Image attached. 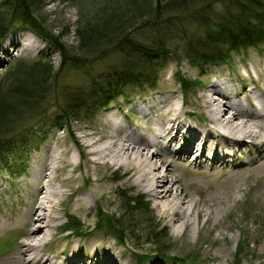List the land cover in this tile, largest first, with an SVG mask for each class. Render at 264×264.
<instances>
[{
  "label": "rangeland",
  "instance_id": "obj_1",
  "mask_svg": "<svg viewBox=\"0 0 264 264\" xmlns=\"http://www.w3.org/2000/svg\"><path fill=\"white\" fill-rule=\"evenodd\" d=\"M3 1L0 0V5ZM109 1L32 0L27 14L42 25L41 33L51 39L54 37L62 45L64 52L20 25L17 17L23 10L22 13L11 10L8 4L0 6L6 28V32L3 33L5 29L0 31V36L3 33L0 37V91L9 90L7 97L16 101L14 91L18 88L12 87L10 82L30 70L37 76L33 89L45 86L44 92L38 93L42 96L43 107L39 112H19L13 105L14 111L8 107L6 112L10 116L0 120V144L6 139L0 154V264H41L36 260L24 263L26 259L17 251L41 172L49 175L47 186L60 191L65 211L58 213L59 225L50 229L51 237L36 255L39 261L48 259L58 264H264V151L259 155L256 148L243 145L233 151L228 149L232 153L227 157L230 161L221 162L218 159L220 149L208 150L202 162H195V154H175L176 149L182 147L181 141L174 142L170 152L161 149V154L167 157L163 170L171 169L172 175L181 180L184 187L180 185L177 191L183 187L181 194L188 200L189 210L194 202L202 210L197 217L192 208L187 227L164 219L156 200L122 175V168L108 169L99 165L92 160L94 155L89 154L90 148L83 147V142L90 137L99 140L96 146L109 141V136L128 137L129 133L136 139L141 134L151 140L150 130L164 123L177 106H182L181 114H187L186 120L198 129L208 117L201 106L204 89L214 83L225 90L228 87L232 90L235 85L236 91L248 86L246 91L258 110L255 119L246 125L263 135L264 42L232 50L228 62L207 63L203 67L192 64L183 53H179L180 59L169 53L156 62L159 69L152 73L153 65L136 61L135 55H128L126 49L118 47L119 34L110 32L96 38L109 23V13L102 11L104 7L107 11L110 9ZM115 1L119 6L111 0L115 4L112 6L117 7L113 14L120 7H130L124 5V0ZM137 1L144 4V0ZM148 1H152L153 6L159 4V36L170 32L181 47L180 31L199 38L204 34L203 26L189 14L216 17L234 0L208 2L207 7L201 6L200 1H193L181 8L164 6V0ZM148 13L144 10L134 20L133 27L151 20ZM125 26L123 36L129 34L127 39L141 44H146L148 37L152 39L151 27L134 29L130 34L128 25ZM88 30L95 31L94 36L84 41L83 33ZM14 36L31 37L35 47L27 49L23 44L7 43ZM86 43L89 45L84 46ZM34 62L51 65L49 74L30 68ZM128 66L141 68V75L151 74V82L118 84L114 75L119 69L132 70ZM179 76L189 82L185 91L180 86ZM195 79L201 83L192 85ZM233 79L237 85L231 81ZM250 80L254 82L248 85ZM243 82L247 84L245 87ZM70 90L73 92L68 93ZM21 93H24L23 88ZM68 94L70 99L80 97L77 104L91 109L84 108L85 114L63 121L58 112ZM234 99L246 103L244 95ZM4 104L8 106V99ZM141 107L149 108L145 118L139 112ZM56 119L62 124L57 125ZM115 120L122 122L117 128L113 126ZM183 145L182 150L188 144ZM212 153H217L214 159H210ZM155 160L159 162L158 158ZM121 189L132 197L141 196L148 208L144 210L143 206L140 213L139 209L129 210V206L125 209L121 205ZM36 196L41 194L37 192ZM71 215L75 217L73 220L68 217ZM147 218L151 223L145 225ZM104 220L109 226L103 225ZM66 222L75 225L64 232L61 225ZM153 225L157 232L162 228L165 235L150 238L149 227ZM115 226L123 228L122 241L112 234Z\"/></svg>",
  "mask_w": 264,
  "mask_h": 264
},
{
  "label": "bare ground",
  "instance_id": "obj_2",
  "mask_svg": "<svg viewBox=\"0 0 264 264\" xmlns=\"http://www.w3.org/2000/svg\"><path fill=\"white\" fill-rule=\"evenodd\" d=\"M7 43L17 46L23 44L27 49L35 47L34 40L29 36H14L9 38ZM246 89L248 87L233 92L228 87L226 91L223 86L215 83L205 88L201 106L206 109L208 117L206 123L198 129H194L193 125L186 120L187 114H181L182 106H177L172 113H169L170 116L164 123H159L158 127L150 130L151 140L141 134L136 139L129 133L128 137L127 135L109 136V141L96 146L99 140L90 137V140L83 142V147L90 148L89 154L94 155L92 160L99 165L108 169L119 170L122 168V175L156 200V206L164 219L179 224V226L188 227L192 208H194L197 217L202 214V210L197 202L191 204L189 210L188 200L181 194L184 187L180 183L181 180L172 175L171 169L163 170L167 157L162 155L160 150L164 148L170 152L174 142L181 141L182 147L185 146L184 143H187V147L183 150L182 147L176 149L175 154L181 152L195 154V162H202L207 150L213 152L219 149L224 151V154L221 159H218L224 161L228 157L227 154L232 155L227 151L228 149L233 151L236 147H244L243 145L256 148L257 153L262 155L264 134L253 131L246 125V122H252L255 119V111H257V107ZM242 95H244L246 103L234 99ZM262 96L264 98V90ZM148 109L144 107L139 109L142 118L148 115ZM120 123L122 122L115 120L113 126L117 128ZM84 136H88V134ZM73 139L78 144L77 139ZM216 154L212 153L213 159ZM156 158L159 159V162L155 160ZM48 179L47 172L40 173L32 205H29L26 226H24L17 248L21 258L26 259L24 263H32L36 260L41 264H58L48 259L42 261L36 259L41 247L52 235L50 229L59 225V223L57 224L58 213L62 210L65 211L60 191L47 186ZM180 185L183 187L177 191ZM209 189H212V186ZM37 192L41 196H36ZM68 196H71L70 193Z\"/></svg>",
  "mask_w": 264,
  "mask_h": 264
},
{
  "label": "trees",
  "instance_id": "obj_3",
  "mask_svg": "<svg viewBox=\"0 0 264 264\" xmlns=\"http://www.w3.org/2000/svg\"><path fill=\"white\" fill-rule=\"evenodd\" d=\"M193 1H200L201 6H208L207 3H225L227 0H164V6L167 7H180L186 4H189ZM203 1V3H202ZM205 1V2H204ZM32 0H4L1 5L5 6L8 4L10 6L11 10H23V13L19 15L17 18L20 19V25L23 24L24 26L28 27L29 29L33 30L34 32L38 33L39 35L43 36L45 39H47L50 43L55 46L58 50L62 51V45L57 42V40L53 37L51 39L50 36L44 35L40 32V30H43L42 25L38 24V22L32 18L30 15L27 14L28 7L33 3H31ZM117 6V2L114 0ZM4 3V4H3ZM10 3V4H9ZM129 4V8H119L116 13L113 14L114 11H116L117 7H114L112 5H115L114 3H111V0L108 2V5L110 9L107 11V8L104 7L102 9L106 10V12L109 13V23L107 27L103 28V33L101 32L99 34H96V38L101 36H107L108 33H115L119 34L118 41L120 44L118 45L119 48H124L128 52V55H135L136 61L138 62H147V64H151L154 66L152 73L155 71H158L159 65L158 60L164 58L165 56L169 55V53L176 57V59H180L179 53H183V56L187 58L188 61H190L194 65H198V67H203V65L207 63H223L229 58V54L232 50H239V49H246L250 46H257L261 42H264V0H234L229 3L226 7H224V11L221 15L216 17H206V15H200L197 16L194 13L189 14V17L193 20H196L198 25L203 26L204 28V34H201L202 37H194L186 34L185 32L180 31L179 34L181 35V42L182 46L176 44L177 41H175V37H173L170 32H168V35H160L157 28V24L160 21V18L158 17L159 4L156 3V5H152V1L144 0V4H140L137 0H124V5ZM0 5V6H1ZM1 8V7H0ZM181 8V7H180ZM147 10L149 13L147 14L148 22L139 24L135 27L134 20H137L139 15L144 11ZM110 11V12H109ZM112 13V14H111ZM137 23V22H136ZM135 23V24H136ZM132 26L130 27V25ZM37 25L39 27H37ZM127 26V30L131 33H133L134 29H147L151 27V36L152 39L150 40L148 37V40L146 44H141L136 40H130L127 39V36H123L124 29ZM3 33L6 32V28L3 23V18L0 15V31L3 30ZM206 31V32H205ZM1 34V36L3 35ZM95 31H86L83 33V40L88 41L91 37L94 36ZM93 34V35H92ZM0 36V37H1ZM86 36V37H85ZM55 40V41H54ZM89 45V43H86L84 46ZM219 46H221L219 48ZM226 46V48H224ZM64 52V51H62ZM41 62V61H40ZM35 63V64H34ZM30 65V68L32 69H39L41 72H50L51 65L49 66L47 62H44L43 64L34 62ZM139 63V64H141ZM142 65V64H141ZM128 68L132 70H128L126 68L117 70V73L114 75L116 78V82L124 83V82H136L137 84L139 82H145L150 83L151 79L153 78L151 74H144L141 75L139 71L142 69L139 67L133 68L132 66H128ZM115 73V72H114ZM138 73V74H137ZM133 74V75H132ZM34 73L32 70L30 72L26 73L23 77L21 75H18L15 77V79L10 82L12 83V87H16L15 91H19V94H15L16 101L11 100L7 97L9 90L7 92V89H3L0 91V120L4 117L10 116V113H6L8 111V107L12 111H14L11 107L14 105L16 108L19 109V112L27 111V112H39V110L42 107L41 104V97L38 93H42L43 88L45 87L42 85L39 90L33 89L37 82L35 78L37 76H33ZM180 83V86L183 88V91L189 88V82L187 79L183 77H177ZM193 82V81H192ZM199 81L196 80V84ZM40 83H43L42 81ZM46 83V81H45ZM194 83V82H193ZM117 84V85H118ZM116 85V86H117ZM112 86V87H116ZM21 88H23V92L21 93ZM33 91L31 92L30 90ZM73 92L70 90L68 93ZM77 94V93H74ZM112 94V93H111ZM116 95V92L113 94ZM13 96V97H14ZM68 98L62 100L63 105H60L59 108V116H62L63 121H68L72 117L76 118L78 117V114H85V111L83 110L85 107L82 105H78L79 98L75 97L74 99H70V94L67 95ZM113 96V97H114ZM104 97V96H103ZM106 97V95H105ZM108 98V96L106 97ZM8 99V106L5 105V101ZM111 99V98H110ZM13 101V102H12ZM86 110H90L91 108H85ZM57 125L60 121L59 119H56ZM62 121V122H63ZM6 141V139H5ZM4 141V142H5ZM3 143L0 144V154L2 152L3 146L5 145ZM3 147V148H2ZM2 155V154H1ZM120 196H121V205H124L125 209L126 207H130L129 210H138L139 213L141 208L144 206V210L148 208L147 203L143 202L141 196H135L132 197L127 192L120 190ZM133 203L134 205H131ZM142 203V204H141ZM123 207V206H122ZM109 216V215H108ZM113 217V215H110ZM109 216V217H110ZM108 217V219H109ZM110 217V218H111ZM115 220V219H114ZM147 222H145V225H148L151 223V220L149 218L146 219ZM76 222V221H75ZM118 222V221H117ZM104 223L106 224V220H104ZM75 223H73L72 227H74ZM109 226V224H106ZM115 225V224H113ZM111 227V225H110ZM148 227V226H147ZM118 228V227H117ZM115 226V232H112V234L118 238L120 241H122L123 236V228L119 227L118 229ZM150 231V238L153 239L162 237L165 235L161 231L162 228H160L157 232L156 226L153 225V227H149ZM119 230V231H118ZM135 229L134 231H136ZM130 232V230H129ZM132 232V231H131ZM161 232V234H160ZM133 234L135 232H132ZM158 251V250H156ZM160 253V252H156ZM160 258H167L166 256L157 255ZM174 260L179 261V259L171 258Z\"/></svg>",
  "mask_w": 264,
  "mask_h": 264
}]
</instances>
